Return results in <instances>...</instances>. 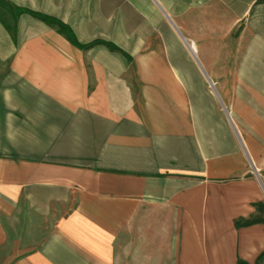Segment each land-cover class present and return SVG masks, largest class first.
Wrapping results in <instances>:
<instances>
[{
  "label": "crops",
  "instance_id": "1",
  "mask_svg": "<svg viewBox=\"0 0 264 264\" xmlns=\"http://www.w3.org/2000/svg\"><path fill=\"white\" fill-rule=\"evenodd\" d=\"M5 1L122 51L0 20V264L256 263L264 3Z\"/></svg>",
  "mask_w": 264,
  "mask_h": 264
},
{
  "label": "trees",
  "instance_id": "2",
  "mask_svg": "<svg viewBox=\"0 0 264 264\" xmlns=\"http://www.w3.org/2000/svg\"><path fill=\"white\" fill-rule=\"evenodd\" d=\"M258 3H264V0H258ZM0 7L8 10L10 12V14H12V17L14 20H15V17H17L18 15L23 14V13H29L33 16H36V17L42 19L43 21H45L49 25L57 27V29L62 34H64L74 45H76L80 48H88V47H91L95 44L103 43V44H106L107 46H109L112 50L122 51V49L120 47H118L115 43L110 42V41H106V40H95V41H92V42L86 43V44L80 43L78 41V39L76 38V35H75L73 29L68 24H66L65 22H63L62 20H60L57 17L47 15L45 13H41L38 11H34V10H31L28 8L13 6V5H11V3H9L8 1H5V0H0ZM0 20L6 25L7 29L11 33H14V25L7 24V22L5 21V19L1 15H0ZM238 33H239V30L236 32V34H238ZM256 205L258 206V208L260 210H264V204L258 203ZM262 221H264V218H262V219L252 218V219H248V220L242 219V220H236L235 224L237 227H242V226H248V225L253 224L255 222H262ZM263 258H264V251L259 255L256 263H254V264H259ZM238 264H251V263H249L248 261H246L244 259L239 258Z\"/></svg>",
  "mask_w": 264,
  "mask_h": 264
},
{
  "label": "rangeland",
  "instance_id": "3",
  "mask_svg": "<svg viewBox=\"0 0 264 264\" xmlns=\"http://www.w3.org/2000/svg\"><path fill=\"white\" fill-rule=\"evenodd\" d=\"M0 15L5 19L7 24H11L10 20V12L4 8L0 7ZM89 48V47H88ZM257 219L264 218V214L260 213L256 216ZM23 222L21 224V232L19 235V239H11L9 242V248H15V245L20 246H31L33 244H36L38 242V236L40 233H38L39 227L35 226V228H30V217H22ZM17 238V237H15Z\"/></svg>",
  "mask_w": 264,
  "mask_h": 264
}]
</instances>
